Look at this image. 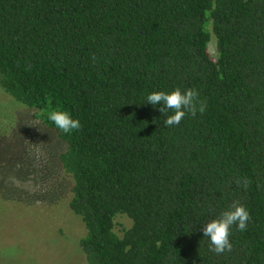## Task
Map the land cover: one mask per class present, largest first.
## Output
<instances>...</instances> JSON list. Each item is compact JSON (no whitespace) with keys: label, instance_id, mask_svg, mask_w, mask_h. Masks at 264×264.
<instances>
[{"label":"trees","instance_id":"obj_1","mask_svg":"<svg viewBox=\"0 0 264 264\" xmlns=\"http://www.w3.org/2000/svg\"><path fill=\"white\" fill-rule=\"evenodd\" d=\"M0 84L65 145L87 264H264V0H0ZM176 88L207 109L166 127L147 96ZM234 202L217 255L203 227Z\"/></svg>","mask_w":264,"mask_h":264},{"label":"rangeland","instance_id":"obj_2","mask_svg":"<svg viewBox=\"0 0 264 264\" xmlns=\"http://www.w3.org/2000/svg\"><path fill=\"white\" fill-rule=\"evenodd\" d=\"M208 52L215 58L213 37ZM64 150L0 84V264H87L85 229L68 206L72 180L58 161Z\"/></svg>","mask_w":264,"mask_h":264},{"label":"clouds","instance_id":"obj_3","mask_svg":"<svg viewBox=\"0 0 264 264\" xmlns=\"http://www.w3.org/2000/svg\"><path fill=\"white\" fill-rule=\"evenodd\" d=\"M147 103L153 107L163 105L159 111L166 116L164 119L166 127L179 126L186 114L195 117L198 112L203 114L207 109L206 102L199 98V92L191 88L186 90L176 88L170 92L153 91L147 96ZM170 111L172 114H169ZM48 119L64 134H71L81 129L79 119H73L67 112L52 111ZM236 184L247 189L250 181L237 179ZM250 219L251 216L247 209L238 202H234L229 210L221 214L219 219L208 222L203 227V236L209 238V251L217 255L231 252L233 245L229 240L230 229L236 226L239 231L244 232Z\"/></svg>","mask_w":264,"mask_h":264}]
</instances>
